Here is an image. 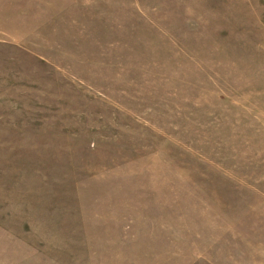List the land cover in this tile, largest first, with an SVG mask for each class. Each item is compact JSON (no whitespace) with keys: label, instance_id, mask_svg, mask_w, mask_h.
Returning a JSON list of instances; mask_svg holds the SVG:
<instances>
[{"label":"rangeland","instance_id":"obj_1","mask_svg":"<svg viewBox=\"0 0 264 264\" xmlns=\"http://www.w3.org/2000/svg\"><path fill=\"white\" fill-rule=\"evenodd\" d=\"M0 264H264V0H0Z\"/></svg>","mask_w":264,"mask_h":264}]
</instances>
